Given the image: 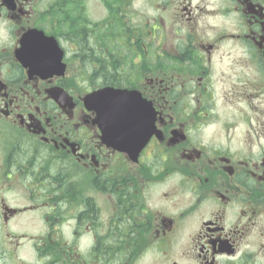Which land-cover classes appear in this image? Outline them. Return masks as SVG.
Instances as JSON below:
<instances>
[{"label":"flooded vegetation","instance_id":"flooded-vegetation-1","mask_svg":"<svg viewBox=\"0 0 264 264\" xmlns=\"http://www.w3.org/2000/svg\"><path fill=\"white\" fill-rule=\"evenodd\" d=\"M0 264H264V0H0Z\"/></svg>","mask_w":264,"mask_h":264},{"label":"rangeland","instance_id":"rangeland-1","mask_svg":"<svg viewBox=\"0 0 264 264\" xmlns=\"http://www.w3.org/2000/svg\"><path fill=\"white\" fill-rule=\"evenodd\" d=\"M102 14V10L95 7V20H99Z\"/></svg>","mask_w":264,"mask_h":264}]
</instances>
